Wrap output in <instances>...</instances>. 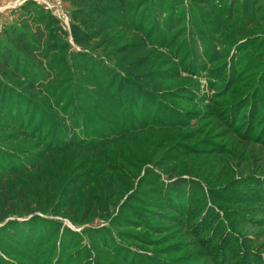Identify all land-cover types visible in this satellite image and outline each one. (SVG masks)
I'll return each mask as SVG.
<instances>
[{
  "label": "rangeland",
  "instance_id": "obj_1",
  "mask_svg": "<svg viewBox=\"0 0 264 264\" xmlns=\"http://www.w3.org/2000/svg\"><path fill=\"white\" fill-rule=\"evenodd\" d=\"M96 7L87 25L71 0L0 9V50L41 15L49 42L28 64L42 86L3 81L26 105L0 126V162L23 171L0 264H264V0ZM71 133L86 144L59 147Z\"/></svg>",
  "mask_w": 264,
  "mask_h": 264
},
{
  "label": "trees",
  "instance_id": "obj_2",
  "mask_svg": "<svg viewBox=\"0 0 264 264\" xmlns=\"http://www.w3.org/2000/svg\"><path fill=\"white\" fill-rule=\"evenodd\" d=\"M71 2L76 6L75 10L73 11V19L78 20L81 25H87V20H90V18H88L89 16L85 14L86 10H92L91 12L94 11L95 13L101 11L96 7L100 0H71ZM32 5V1H27L26 3L22 4L20 9L21 11L28 12L31 9ZM27 21H31L32 25L27 29H21L18 31L13 28V33L7 35L6 45H3L2 49L0 50V126H3L7 129H9L13 125H15L16 127L18 126V124H14L16 123V119L14 116L15 114L17 116H19V114L21 113L23 114L26 104L25 99L24 102L20 101L22 95L16 93L13 96V93L7 90L5 84H3V81L8 79L9 77H11L12 79H16L19 76L25 80H28L23 90V92L25 93L36 90L37 86H42L41 84L43 81V79L37 77L34 72L30 73L28 64L33 65L35 62H41V60L44 59L43 57H45V53L47 52L49 43L46 40L45 29L47 24L44 26L45 28L41 29V23L45 21L43 19V15L28 18ZM78 25H71L72 38L75 43L83 44L88 40L89 35L86 34L83 30L79 29ZM40 69L42 70V73H44L42 66ZM147 73L148 72H146L145 74ZM146 79L147 75L143 76L141 80ZM111 81H114L113 78ZM123 85L126 84H123L120 81L119 86H117L115 89V94L119 93L122 90ZM132 95V97L136 96L134 90L132 91ZM7 118H10V121H8ZM74 122L75 120H70L69 122H67L68 129L73 128ZM82 122L84 123L83 127H85V124H87L86 119H83ZM102 127L98 124H94L95 130L103 131L101 132V134L103 135V139L97 143L105 145L109 143L111 139L108 137L109 134L106 132L105 128L103 127V129ZM138 127L139 125L132 124L128 126V128L130 129H135ZM121 134L122 136H120ZM71 135L73 136L71 139H66L68 141H65L63 143L58 142L57 145L59 147L64 146L65 148H67L68 145L66 142L69 141L74 147L83 146L86 144V142L77 140L74 134L71 133ZM121 137H124L123 133L117 135L116 139H120ZM1 159L2 157L0 155V160ZM21 171L22 170L20 168L7 167L6 165L4 166V163L2 164L0 162V224H2L0 226L1 251L6 246L4 241H11L13 239L12 237L18 238L19 233L17 234V231H13L14 228L12 227V224H15V222H13V219L6 220V218L9 216V212H5L6 210L4 209L6 206L13 205V200L9 198V192L5 190L7 183L14 180L17 177L18 173H21ZM6 227L8 236H6V238H2L1 230H4ZM11 230L15 232L14 236L13 234L11 236Z\"/></svg>",
  "mask_w": 264,
  "mask_h": 264
},
{
  "label": "crops",
  "instance_id": "obj_3",
  "mask_svg": "<svg viewBox=\"0 0 264 264\" xmlns=\"http://www.w3.org/2000/svg\"><path fill=\"white\" fill-rule=\"evenodd\" d=\"M10 1H12V0H0V9L1 10H4L2 8H4L6 5H9L10 4Z\"/></svg>",
  "mask_w": 264,
  "mask_h": 264
}]
</instances>
